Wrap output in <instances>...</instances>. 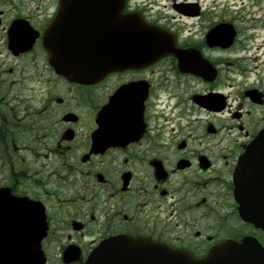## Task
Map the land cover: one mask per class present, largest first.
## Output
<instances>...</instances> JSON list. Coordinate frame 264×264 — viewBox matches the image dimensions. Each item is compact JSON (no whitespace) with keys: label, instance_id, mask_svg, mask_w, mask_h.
I'll return each instance as SVG.
<instances>
[{"label":"flooded vegetation","instance_id":"af4514ba","mask_svg":"<svg viewBox=\"0 0 264 264\" xmlns=\"http://www.w3.org/2000/svg\"><path fill=\"white\" fill-rule=\"evenodd\" d=\"M119 1L113 13V0H0V190L43 213V264H83L117 236L194 259L223 241L264 246L235 180L264 129V0ZM59 12L105 47L127 31L126 67L89 84L57 74L44 33ZM139 22L165 35L168 55L141 58ZM6 207L0 256L17 237Z\"/></svg>","mask_w":264,"mask_h":264},{"label":"water","instance_id":"95a60500","mask_svg":"<svg viewBox=\"0 0 264 264\" xmlns=\"http://www.w3.org/2000/svg\"><path fill=\"white\" fill-rule=\"evenodd\" d=\"M69 36L71 35L67 30L60 31L59 19L56 18L46 32L45 42L50 63L57 72L66 77L89 82L95 77L98 78L110 70L120 69L125 65L123 58L116 62L114 57L112 61L107 60L103 65L92 67L89 65L91 52L87 46L88 42L76 46L72 37L68 40ZM161 36L149 29L144 33L141 49L144 50L145 58L149 61L170 52L169 45L159 42ZM247 172L251 176L247 175ZM236 182L242 195H252L251 191L245 189L249 187L248 184L264 188V130L243 154L236 171ZM0 202L11 205L13 212L28 209L25 205L21 207L19 200L9 198L2 192H0ZM241 211L245 219L264 228V190L261 189L257 194L255 205L242 203ZM17 219L27 221L28 215L18 214ZM38 240V237H34L29 241L27 251L30 250V246L34 252L26 256L21 240L17 239L16 254L12 253L6 259L2 258L0 264H41L43 259L34 249ZM84 264H264V249L255 239L245 238L241 243L232 241L220 243L214 246L205 258L193 259L149 240L114 237L101 242Z\"/></svg>","mask_w":264,"mask_h":264}]
</instances>
